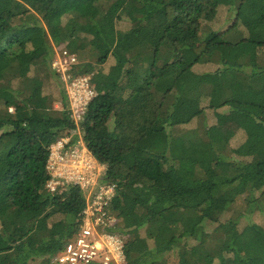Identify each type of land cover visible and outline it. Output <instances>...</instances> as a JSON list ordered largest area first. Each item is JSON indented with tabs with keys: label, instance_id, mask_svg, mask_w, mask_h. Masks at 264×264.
I'll return each mask as SVG.
<instances>
[{
	"label": "trees",
	"instance_id": "16d2710c",
	"mask_svg": "<svg viewBox=\"0 0 264 264\" xmlns=\"http://www.w3.org/2000/svg\"><path fill=\"white\" fill-rule=\"evenodd\" d=\"M229 6L216 29L222 0H0V264H52L83 219L80 189H46L51 146L76 129L56 47L98 93L80 128L117 186L127 264H264V0Z\"/></svg>",
	"mask_w": 264,
	"mask_h": 264
},
{
	"label": "built area",
	"instance_id": "2783aa9c",
	"mask_svg": "<svg viewBox=\"0 0 264 264\" xmlns=\"http://www.w3.org/2000/svg\"><path fill=\"white\" fill-rule=\"evenodd\" d=\"M79 64L76 54L56 47L52 70L62 79L76 129L51 146L46 189L55 193L77 187L85 195L86 207L78 233L52 259V264H127L129 235L120 232L121 221L111 212L117 186L103 182L107 166L89 151L80 128L98 93L91 76L76 75Z\"/></svg>",
	"mask_w": 264,
	"mask_h": 264
},
{
	"label": "rangeland",
	"instance_id": "374dc122",
	"mask_svg": "<svg viewBox=\"0 0 264 264\" xmlns=\"http://www.w3.org/2000/svg\"><path fill=\"white\" fill-rule=\"evenodd\" d=\"M230 0H222V7H221V11L219 14V25H216L217 27H215L216 29L220 28V24L223 23L224 21L226 22L227 20L233 19L234 18V14L229 11L230 8ZM224 22V23H225ZM214 24V23H211ZM44 25L47 29H49V24L47 22H44ZM215 26V25H212ZM131 27L130 23L124 22L119 24L118 28L122 29V30H127ZM232 52V50H228L226 55H230ZM90 53L85 51L84 56L85 57V61H92V59L89 57ZM112 61H109L104 67V71L107 72L109 67L112 65ZM211 68L209 67V65H198L194 68V72H192L193 74H201L204 73L206 71H209ZM58 90L55 87H52V91L55 94H58ZM206 117H205V123L208 125H216L217 128H219L226 136H228L229 138H231L232 140V144L235 146L237 144L240 143L242 134L240 133L238 127L230 122V117L231 115H229L228 113L223 112L225 115L222 116V118H220L219 120H217L215 118V114L212 112H206ZM180 117V115L178 116ZM176 117V119L178 120L179 118ZM184 118V117H183ZM200 120L199 119H195L192 122L189 123H185L184 126L181 127V129H185V130H191V129H195L198 126H200ZM259 223L261 224V226H264V219H262L261 217H258ZM129 228H132L133 226H131V223L128 224ZM127 236L129 233H126ZM139 234L141 236H144L143 231L139 232ZM172 264V263H171Z\"/></svg>",
	"mask_w": 264,
	"mask_h": 264
}]
</instances>
